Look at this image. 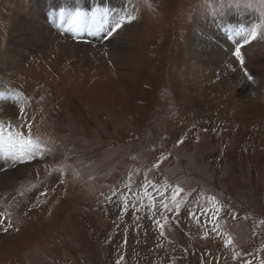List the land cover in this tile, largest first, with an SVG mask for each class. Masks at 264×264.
<instances>
[{
	"label": "rangeland",
	"instance_id": "374dc122",
	"mask_svg": "<svg viewBox=\"0 0 264 264\" xmlns=\"http://www.w3.org/2000/svg\"><path fill=\"white\" fill-rule=\"evenodd\" d=\"M116 1L88 6V11L106 13V20L91 44L81 40L75 46L52 37L57 34L49 25L55 24L47 23L51 17L43 0H0V85L5 89L0 125L5 133L9 128L26 138L31 133L50 149L23 163L0 155V199L11 202L5 208L0 201V264H116L121 255L120 264H261L264 38L243 44L226 29L220 35L229 40L225 47L204 31L206 17L217 28L220 15L230 13L228 26L243 15L250 18L249 30L257 15L205 12V0H123L120 6H103ZM130 11L138 20L119 30L117 47L103 41L100 37ZM27 31L43 44L25 46ZM204 35L227 57L214 70L192 76L199 83L188 91L182 70L186 59L195 57L186 51ZM7 38L13 50L21 38L23 46L14 50L21 58L17 63L5 61ZM238 44L243 45V66L234 55ZM169 113L172 118H165ZM153 168L161 175L156 184L161 190L179 187L178 199L187 196L179 216L165 225L166 239L146 213L134 215L129 208L121 217L122 202L107 199L113 190L128 191L129 182L139 190L152 180L148 170ZM20 180L23 185L16 190L22 197L10 198ZM202 193L227 205L219 213L224 223L218 231L233 237L235 249L225 248L211 225L205 238L203 228L189 219L190 206L200 201L192 199ZM233 251L242 255L234 260Z\"/></svg>",
	"mask_w": 264,
	"mask_h": 264
},
{
	"label": "snow or ice",
	"instance_id": "6c2138e0",
	"mask_svg": "<svg viewBox=\"0 0 264 264\" xmlns=\"http://www.w3.org/2000/svg\"><path fill=\"white\" fill-rule=\"evenodd\" d=\"M256 3L264 6V0H256ZM104 15L103 12L93 13L91 17L87 19L89 35H92L94 30L99 31L102 29ZM136 18L134 12L130 11L125 13L121 16L118 23H115L104 33L102 40L113 41L119 33V30L125 24L132 23ZM85 23L86 20L83 14L80 11H77L70 16L68 20V28L66 30L73 32L74 35L78 34L84 28ZM94 24L96 25L95 29L93 28ZM262 28H264V23L254 25L247 31H238L235 35L243 38V44H248L250 41L257 39ZM242 46L243 45L238 44L234 53L236 60L240 62L241 66L244 65V59L241 55ZM245 75L248 76L249 80L252 79L247 72H245ZM3 95L4 93H0V96ZM10 95L15 96L16 94L10 93ZM21 111H23L22 107ZM48 151H50V149L48 148L47 143L36 137H32L31 133H29L27 138L22 133L15 132L11 128L5 133L4 127L0 125V154H2L5 161H11L12 163L23 162L31 160L38 155H44ZM125 187L128 189L126 192L118 193L117 190H113L111 195L107 197L109 202H113V197H118L116 203L120 204L122 202V207L119 209L121 217L127 213L129 208L135 210L134 215L135 213H146L147 218L151 221L153 227L158 229L159 237L166 239L167 237L165 236L164 229L165 225L169 224L168 213L174 212L175 215L173 218L178 217L181 206L187 200V196L178 199L182 189L179 187L172 188L169 185H163V190H161V186L154 185L149 181H145L137 191L132 190L131 182L125 185ZM165 193L170 195V199L165 196ZM201 197L202 199L196 203V207L189 211V219L203 228V236L205 238L209 236L208 226L211 225V232L214 233L217 238L223 240L225 248L231 246L232 249H235L233 237L226 230L223 232L218 231V229L222 228L224 223L222 219H219V213L223 208H226L227 205L220 203L215 196L204 197L203 194H201ZM204 200H206L211 207H205ZM140 218V216H136V219L139 220ZM213 220H216V223H212ZM177 223H179V220H177ZM262 223H264V221H262ZM141 227L142 225L137 224L138 230ZM145 235H147V231H145ZM157 246L159 247L160 245ZM232 255L235 260L242 254L233 251ZM122 259L123 256L121 255L116 264H120V260ZM243 264H252V262L250 260H245ZM261 264H264V262H261Z\"/></svg>",
	"mask_w": 264,
	"mask_h": 264
},
{
	"label": "bare ground",
	"instance_id": "6f19581e",
	"mask_svg": "<svg viewBox=\"0 0 264 264\" xmlns=\"http://www.w3.org/2000/svg\"><path fill=\"white\" fill-rule=\"evenodd\" d=\"M42 0H37V3L36 4H39L40 2H41ZM112 6H116L115 4L114 5H112ZM105 12V11H104ZM47 13V12H46ZM56 14L58 15V12L56 11ZM106 14V13H105ZM230 14V13H229ZM220 15V24L218 23V22H215V23H218L219 25L217 26V28H215L216 27V25H209L208 23H207V20H213V18H211V17H206V28L204 29V31L206 32V30H207V32H210L211 34L210 35H213L214 37V39H216V40H218V42H220L221 41V43H222V46H229V45H227L228 44V42H229V40H228V42L226 43V41L224 40V37L222 38L220 35H222V32L224 33L225 31H226V29L228 30H230V32L233 34V37H234V39H236V40H238L239 42L242 40L243 41V38H241V37H237L236 35H235V33H237L238 31H241V30H247V27H248V24L246 23V20H249L250 18L249 17H245V16H243V15H238V19H237V21L234 19V18H232L231 19V23H230V25L228 26V24H229V22H228V19H230L231 18V16L230 15ZM49 16V15H48ZM227 16H228V18H227ZM240 17V18H239ZM52 18H55V14H53L52 15ZM52 18H50V23L51 22H53L54 24H56V23H58V22H60L61 21V17L60 16H58V19L57 20H55V19H52ZM102 19V18H101ZM202 19V18H201ZM200 19V20H201ZM104 20H106L105 19V17L103 18V21ZM107 20H109V19H107ZM202 21V20H201ZM188 24V23H187ZM16 25V24H15ZM51 25V24H50ZM95 26V25H94ZM189 26V25H188ZM220 26H223L225 29H222V27H220ZM201 27V26H200ZM94 28V27H93ZM20 30H22V29H20ZM39 30V29H38ZM106 30V29H105ZM124 31V30H123ZM25 34V36H26V34H27V39H25L24 41L25 42H28V44L27 45H25V46H28V47H30V48H35L36 46H38V43L39 44H43L42 42H41V40L39 39V42L37 43V38L35 39L34 38V36L30 33V32H25L24 33ZM198 34V33H197ZM207 34H209V33H207ZM37 35V34H36ZM195 35H196V33H195ZM201 35V34H200ZM119 36V35H118ZM117 36V37H118ZM202 36V35H201ZM201 36H196L195 37V39H194V43L192 44V45H190L188 48V50L186 51V53H187V56L188 55H191L192 57H195V60L193 59V60H190V61H188V59H186V63H184L185 64V66H186V68L187 69H183L182 70V73H183V76H182V81L181 82H183V80L185 81V82H183L182 84H183V86L188 90V91H191V90H193V88H195V86H196V84H198L199 82H194V81H198V76L201 74V72H202V70L204 71H206V70H214L217 66H219V65H216V63L221 59H223L222 60V62H224L225 60V58L227 57L224 53H222L221 52V50H220V48H219V44L218 45H213V44H211V42H210V40L211 39H209L208 37H207V39H206V36L204 35L203 37H201ZM20 37H22L21 35H20ZM43 36H41V38H42ZM115 38L113 41H110V45H112V47H115L118 43V38ZM225 37H228V36H225ZM226 39V38H225ZM14 40V39H13ZM18 40H19V42L18 43H15L14 44V47H15V49L14 50H18L19 48H18V46H23L22 45V43H21V38H18ZM206 40H209V43L207 44V42H206ZM233 40V39H232ZM232 40H231V42H232ZM11 41V40H10ZM12 42V41H11ZM120 43V42H119ZM233 43V42H232ZM242 43V42H241ZM240 43V44H241ZM191 44V43H190ZM201 45V50H199V47H198V45ZM117 47V46H116ZM119 47H121V46H119ZM208 48V50H206ZM8 49H9V52H8V54L11 52V54L10 55H8V54H6V57H5V61L6 62H8V60H10V62H12L13 61V63L14 62H18L21 58L18 56V54H17V52L16 51H14L13 49H11V46L10 47H8ZM36 49H38V48H36ZM124 49V48H123ZM184 52V51H183ZM201 53V54H200ZM28 54H29V52H28ZM32 54V53H31ZM111 55V54H110ZM226 56V57H225ZM13 57H15V59L13 58ZM17 57V58H16ZM13 58V59H12ZM228 60V59H227ZM226 60V61H227ZM220 62V61H219ZM191 63H193L195 66H197L198 68H195V67H192V64ZM7 64V63H6ZM219 64V63H218ZM220 66H221V63H220ZM202 67H204V69L202 68ZM9 68V67H8ZM182 68V67H181ZM185 68V67H184ZM12 69V68H11ZM181 73V74H182ZM192 76H195V77H198V78H193ZM191 78V79H190ZM181 79V78H180ZM226 81H227V79H226ZM221 82V81H220ZM224 83V82H223ZM226 84H227V82H226ZM222 86V85H221ZM162 102V101H161ZM1 155V154H0ZM17 172V171H16ZM27 231V230H26ZM145 242V241H144ZM126 249V248H125ZM92 263V262H91Z\"/></svg>",
	"mask_w": 264,
	"mask_h": 264
},
{
	"label": "clouds",
	"instance_id": "9594fccd",
	"mask_svg": "<svg viewBox=\"0 0 264 264\" xmlns=\"http://www.w3.org/2000/svg\"><path fill=\"white\" fill-rule=\"evenodd\" d=\"M204 11L209 13H221L228 10L240 13H250L257 15L256 25L264 23V6L256 3V0H205ZM264 38V28L259 32Z\"/></svg>",
	"mask_w": 264,
	"mask_h": 264
}]
</instances>
